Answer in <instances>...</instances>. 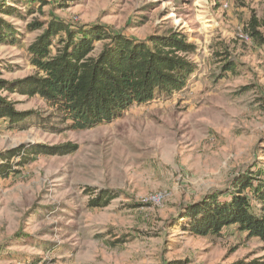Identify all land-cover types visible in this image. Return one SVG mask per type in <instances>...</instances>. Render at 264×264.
Wrapping results in <instances>:
<instances>
[{
	"label": "rangeland",
	"instance_id": "374dc122",
	"mask_svg": "<svg viewBox=\"0 0 264 264\" xmlns=\"http://www.w3.org/2000/svg\"><path fill=\"white\" fill-rule=\"evenodd\" d=\"M215 1L0 0L16 9L0 14L17 33L15 44H0L6 81L36 72L27 49L41 30L27 24L53 17L138 41L176 31L196 47L184 89L87 130L59 123L38 97L2 93L17 112L32 114L11 128L0 121V152L76 148L33 155L22 166L16 158L18 172L0 178V264H264V244L236 227L203 237L176 221L184 204L210 193L224 199L244 168L260 169L264 180V44L246 30L254 17L264 38V1ZM100 190L115 197L90 207ZM160 194L158 205L145 201Z\"/></svg>",
	"mask_w": 264,
	"mask_h": 264
},
{
	"label": "trees",
	"instance_id": "16d2710c",
	"mask_svg": "<svg viewBox=\"0 0 264 264\" xmlns=\"http://www.w3.org/2000/svg\"><path fill=\"white\" fill-rule=\"evenodd\" d=\"M39 5L41 10L46 3L39 1ZM0 14L14 16L16 9L0 4ZM259 28L260 22L252 17L246 30L254 42L263 45ZM27 30H41L27 49L36 72L15 81L0 79V121H6L10 128L32 113L17 112L3 92L38 97L53 110L52 116L59 123H67L70 129L87 130L111 122L134 104L184 89L196 71L189 59L196 47L176 31L138 41L109 34L100 26L70 27L55 17L47 23L32 21ZM15 34L14 26L0 18V44H15ZM95 42L103 43L98 52ZM231 69L229 64L223 65L225 72ZM74 148L31 145L0 152V178L18 172L12 163L16 158H20L16 166H22L33 155H64ZM260 176L261 170L252 171L250 166L238 171L224 199L218 193H210L197 202L184 204L176 221H185L180 225L183 231L203 237L219 236L223 229L236 227L247 239L256 238L264 244V180ZM114 197L112 191L100 190L89 206L105 207Z\"/></svg>",
	"mask_w": 264,
	"mask_h": 264
},
{
	"label": "built area",
	"instance_id": "2783aa9c",
	"mask_svg": "<svg viewBox=\"0 0 264 264\" xmlns=\"http://www.w3.org/2000/svg\"><path fill=\"white\" fill-rule=\"evenodd\" d=\"M247 39V37H245ZM164 195H152L151 197L145 199L146 202H151L156 205L160 204L164 200Z\"/></svg>",
	"mask_w": 264,
	"mask_h": 264
}]
</instances>
